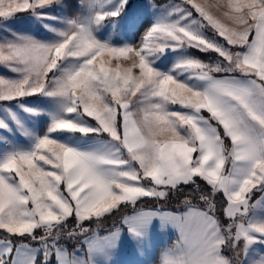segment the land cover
<instances>
[{
  "label": "snow or ice",
  "instance_id": "6c2138e0",
  "mask_svg": "<svg viewBox=\"0 0 264 264\" xmlns=\"http://www.w3.org/2000/svg\"><path fill=\"white\" fill-rule=\"evenodd\" d=\"M65 7L0 0V264H264V0Z\"/></svg>",
  "mask_w": 264,
  "mask_h": 264
},
{
  "label": "rangeland",
  "instance_id": "374dc122",
  "mask_svg": "<svg viewBox=\"0 0 264 264\" xmlns=\"http://www.w3.org/2000/svg\"><path fill=\"white\" fill-rule=\"evenodd\" d=\"M133 3H152L155 4L157 7H161L169 2H172V0H132ZM198 3L201 4H207V5H216V4H224L226 3V0H197ZM66 7L64 8V14L65 15H73L75 14V4L76 0H65ZM225 9L223 7L217 9L213 7L211 9L213 15L222 18V12ZM150 11V10H149ZM18 23L15 25L17 29H28L29 27H34V25H31L27 19L22 14L18 18ZM145 20L147 22L144 23V26L140 29L139 33L136 35L135 40L131 41L133 44L137 43L140 39V37L143 35L144 31L148 27V24L151 22L150 17L145 16ZM227 23V21H225ZM211 34V33H210ZM115 39H122L121 37H115ZM195 53L194 56H198L200 59L204 60L205 62H208L210 59L214 58L215 54L211 55H204L201 53H197L194 50L192 51V55ZM168 66H171V62H168ZM0 75H11L8 73L5 69L0 68ZM226 144L230 146V142L226 141ZM119 216L116 219L115 217H109L107 218L104 223L101 225L102 228H107L110 226L114 221H118ZM154 235L153 243L151 248L148 250L147 253L139 254L134 252L132 249L126 247L122 252L118 255L117 261L118 264H158L159 256L161 251L167 247L170 246L172 242L175 240V234L174 233H159Z\"/></svg>",
  "mask_w": 264,
  "mask_h": 264
},
{
  "label": "trees",
  "instance_id": "16d2710c",
  "mask_svg": "<svg viewBox=\"0 0 264 264\" xmlns=\"http://www.w3.org/2000/svg\"><path fill=\"white\" fill-rule=\"evenodd\" d=\"M195 55V53L193 54ZM190 191V189H185L184 190V194H187ZM182 195H175L173 197H171L168 201L166 202H162V201H156V200H152V199H147L146 200V205L145 206H152V207H163L166 210H174L178 207H180V200L182 199ZM218 203H219V198H217ZM120 218V213H117L115 216L116 219Z\"/></svg>",
  "mask_w": 264,
  "mask_h": 264
},
{
  "label": "crops",
  "instance_id": "0c3cea01",
  "mask_svg": "<svg viewBox=\"0 0 264 264\" xmlns=\"http://www.w3.org/2000/svg\"><path fill=\"white\" fill-rule=\"evenodd\" d=\"M156 234H158V233H156Z\"/></svg>",
  "mask_w": 264,
  "mask_h": 264
}]
</instances>
